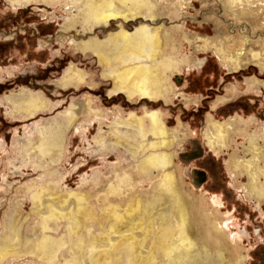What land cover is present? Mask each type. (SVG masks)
<instances>
[{
	"label": "rangeland",
	"instance_id": "rangeland-1",
	"mask_svg": "<svg viewBox=\"0 0 264 264\" xmlns=\"http://www.w3.org/2000/svg\"><path fill=\"white\" fill-rule=\"evenodd\" d=\"M69 1L0 0V247L15 238L14 232L28 242L7 259L0 257V264H92V241L101 225L119 218L142 194L149 197L159 181L138 177L144 157L140 143L121 141L116 130L133 132V125L114 121L135 124L153 110L180 137L172 150L173 167L198 220L228 215L231 236L242 233L241 255L231 247L234 253L224 257L235 254L243 264H264V199L251 197L247 173L235 176L230 167L234 157L249 159L251 148H264V0H233L232 5L230 0H158L154 23L142 24L162 27L161 51L175 63L163 75L167 96L154 101L115 92L116 79L106 76L100 59L110 51L103 48L98 55L81 44L105 41L121 26L133 31L140 19L91 30L79 18L86 0ZM77 17L71 24L69 19ZM25 92L39 100L31 113L10 100L21 104ZM209 120L223 127L225 142L215 139L218 131ZM42 129L50 135L41 136ZM57 133L60 146L38 147ZM119 176L140 181L107 197ZM80 196L98 217L76 227L69 210L79 208L74 201ZM39 197L45 205L35 202ZM46 203L63 207L68 217H50L44 231ZM110 203L119 208L103 221L102 206ZM201 230L205 237L206 226ZM44 236L63 240L55 256L29 251ZM118 251L101 255L111 264H128Z\"/></svg>",
	"mask_w": 264,
	"mask_h": 264
},
{
	"label": "bare ground",
	"instance_id": "bare-ground-1",
	"mask_svg": "<svg viewBox=\"0 0 264 264\" xmlns=\"http://www.w3.org/2000/svg\"><path fill=\"white\" fill-rule=\"evenodd\" d=\"M157 1L86 0L80 8L82 15L79 18L84 21L83 24H89L91 30L99 24L110 25L111 21H137L140 19L141 23L133 31H128L121 26L114 36H110L105 41H97V38L81 41L85 49L93 50L98 55H101L103 48L110 51V54L105 53L104 57L100 56L104 62V72H107L106 76L111 75L116 79L114 91H124L129 98L141 97L154 101L168 93L165 89V86L168 85V78L164 79L163 75L172 70L175 60L161 51L162 27L159 25L150 27L148 24H142L146 19L154 23ZM232 1L230 0V5L233 4ZM69 2H74V0ZM69 20L73 24L78 20V17ZM222 58L227 60L226 57ZM81 77L79 76L80 79ZM18 99L21 104L16 102L15 97L10 98L15 108L29 110L28 113L32 112L39 101L34 94L26 92L24 97ZM134 116L131 115V118ZM211 121H208L210 126L218 131L215 139L222 143L225 142L226 132H223V127L220 124L216 127V123ZM114 123L133 125V132L124 131L120 127L116 130L123 134L119 138L121 141H127V144H130L131 140H137L140 143L144 157L139 162L138 177L142 180L155 178L159 181L153 185L152 188H156L149 197L144 198L142 194L124 210L119 218L110 222L108 226H105V223L101 225V234L95 236L92 241V252L96 253L92 258V264H111L103 258L101 253L103 250L110 254V251L115 248H118L117 254L122 261L127 259L128 264H243L244 262L239 260L240 257L237 260L234 259L235 254L230 256V259L224 257L226 252L234 253L231 247L239 256L241 255L239 249L242 233L238 232L231 236L233 233L229 227L231 216L215 217L216 219H212V222L206 223L198 220V213L194 211L196 206H192L189 202L181 188L180 175L173 167L174 151L172 150L179 142L180 137L173 130L167 128L161 113L158 110L146 112L145 116L136 118L135 124L118 119ZM46 133V129H42L41 136ZM60 136L59 133L53 134L47 142L42 141L38 147L43 148L45 144L48 147L60 146L62 144ZM251 138L253 139V137ZM214 152L219 153L220 150L215 147ZM250 153L249 159L246 157L231 159L230 167L235 176L247 173L250 183L246 185L250 195L260 202L264 199V148H251ZM137 154L135 151L131 153L132 156ZM138 181H140L138 178L134 179L131 176L126 178L119 176L110 184L106 196L110 197L117 191L128 192ZM83 199L81 196L76 197L78 203L74 201V204L79 208L69 210V217L77 222L76 227L81 222L86 224L91 218L98 217L97 212L91 208L88 199H86L88 209L83 205L85 203ZM35 202L45 205L42 197L37 198ZM46 206L45 211L41 212L47 216L42 221L44 231L47 230L50 217H58L56 221L68 217V213H64L63 207L47 203ZM117 208L119 206L114 203L102 206V220L113 218L117 213ZM216 209L219 208L216 206L210 211L213 212ZM210 211L205 210V215L210 216ZM204 226L207 228L205 237L201 235V228ZM14 234V239L6 241L0 247V257L7 259L10 255L17 253L25 244L28 245V242H22L19 232H14ZM62 241V239L54 241L51 237L44 236L29 251L55 256V251L62 245ZM51 259L50 257L49 260Z\"/></svg>",
	"mask_w": 264,
	"mask_h": 264
}]
</instances>
